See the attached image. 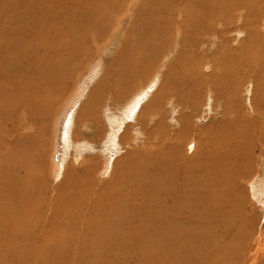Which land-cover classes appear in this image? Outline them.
Instances as JSON below:
<instances>
[{
    "label": "bare ground",
    "instance_id": "bare-ground-1",
    "mask_svg": "<svg viewBox=\"0 0 264 264\" xmlns=\"http://www.w3.org/2000/svg\"><path fill=\"white\" fill-rule=\"evenodd\" d=\"M125 2L0 0V264H264V217L250 209L252 199L248 187L253 181L251 156L257 150L255 146H260V140L264 139L263 133H259L261 129L256 134H239L211 149L207 147L199 162L178 161L173 169L166 166L163 173L151 182L146 179L144 182L135 181L132 173L136 174V171L130 166H126L122 173L119 169L124 162L122 159L119 165L114 163L113 177L103 189L97 191L95 187L99 182L92 176L96 159L81 165L82 156L70 160L80 173L63 169L67 173L65 181L57 188L49 187L45 181L47 153L44 137L48 123L79 70L84 69L92 58L94 60L93 56L97 54H94L95 47L107 41L105 35L111 32L109 25L115 23ZM262 2L141 0L136 13L137 21L141 18L138 14H144V18L142 16L141 22L130 30L124 45L130 49L134 44H143L153 52V40L165 39L173 30L177 34L176 40L181 35L188 37L192 33L196 37H191L197 40L201 33L210 32L217 24L227 23L226 19L236 14L237 18L249 22ZM237 42L233 43L234 47H237ZM122 54L124 56V51ZM217 55L222 57L221 64L224 66L218 78L199 82H204L207 89H213L221 100L233 90L246 87L248 78L244 76L249 73L253 77L252 66L256 59L247 54L238 58L222 52ZM135 56L128 57L115 70V79L118 80L116 87L112 88L116 92L103 79L90 100H87L88 103L81 106L78 120L79 117L97 114L105 87L109 95L116 99H127L134 82L147 74V68L152 65V60L147 59L143 67H139ZM180 60L181 57L179 60L176 57L173 59L169 65L171 71L180 66ZM174 64L175 68H172ZM188 66V62L180 66L181 70L176 76L186 80L177 83L192 80L191 70L186 72ZM242 69H245V73ZM206 70V73L212 71L209 67ZM262 81L255 80L259 89V82ZM250 82L247 84L251 86ZM177 86L170 78L168 84L154 96L150 107L154 104V108L156 104L158 108L154 109L157 116L163 112L169 94L178 90ZM167 101H170L169 97ZM174 105L180 108V104L175 102ZM252 108L264 117V112L259 108ZM19 111L26 115V127L32 128L25 135L6 128ZM133 111L135 107L130 106L127 113L134 114ZM183 115L180 113L176 120L180 128L178 137L192 132L187 117ZM139 127L148 130V127ZM121 131L124 132L115 136L113 141L116 144V140L126 144L127 132L124 129ZM147 136H158L159 140L162 137L161 141H164L169 136L166 124L160 119ZM194 147L192 142L187 145V153L192 152ZM169 157L166 152L156 155L155 167L165 163ZM148 170L141 168V177L146 176ZM124 182L137 191L121 185ZM49 192L53 194L48 198ZM48 205L50 216L46 223V218L42 221L44 217L41 219L40 211Z\"/></svg>",
    "mask_w": 264,
    "mask_h": 264
},
{
    "label": "rangeland",
    "instance_id": "rangeland-1",
    "mask_svg": "<svg viewBox=\"0 0 264 264\" xmlns=\"http://www.w3.org/2000/svg\"><path fill=\"white\" fill-rule=\"evenodd\" d=\"M140 1L141 0H126L125 5L122 7L120 15L115 23L111 22L109 25L111 32L105 35V41H107L103 42V45L95 47L97 49H94V54L96 52L97 54L93 56L95 57L94 60L92 58L84 69L79 70V76H77V74L76 77H74V82L71 84L72 86L70 85L67 88V91L62 96L60 103L55 108L53 119H51V121L48 123L46 133L47 135L44 137L47 153V171L45 173V181L49 184V187L52 186L57 188L59 185H61L65 181L67 174L64 170H67L68 168L70 171L74 170V172L80 173L78 172L77 167L71 165L70 160H72V158L75 156H82L83 160L81 165L85 164V162L88 160L91 161L96 159L95 162L97 163H95V168L98 170L96 171V169H94V172L92 171V176L97 183L99 182L97 184L98 187L97 185L95 187V190L99 191L103 189L105 184L108 183L109 179L113 177L112 175L115 173L116 165L114 163H118L119 165L122 159H124V162L122 165L120 164V167L122 166L123 168H119L122 173H124L126 166H130L134 169V171H136V174L132 173L135 181L144 182L146 179L148 182H151L153 178L163 173L166 166H169L173 169L175 163L178 161L183 162L185 160L190 161V163L199 162V160H202L203 155H205L207 147L211 149L215 145L221 144L232 136L236 137V135L243 133L256 134L259 129H261L259 133H263L264 136V117L261 115L259 116L252 108H259L260 111L264 112V67L262 68V66H264V0L261 7L257 8L255 13L252 14L251 20L249 22H246V20L244 22L241 17L237 18L236 14L235 17L226 19L228 20L227 23H220L223 27L220 26V24H217V26H215L210 32H204V35L201 33L200 36H197V40L194 39L196 36H194L193 33L188 34V37L181 35L180 39L176 40L175 38L177 34L174 32L175 30H173L169 37L167 36L165 39L160 38L159 40H153L152 45L155 43L153 52H151V49L147 45L143 44L142 46L134 44L133 47H130V49L124 45L125 41L128 40V37L130 36V30L135 28V25L139 24L144 18V14H138L141 16V18L140 21H137L136 13ZM192 35L194 38L191 37ZM210 36L212 37L211 40L209 39ZM234 42H237V47L233 46ZM206 44L209 45L206 46ZM123 51L124 56L122 54ZM218 52H222V54H228L230 57L235 56L237 58L239 55L247 54L254 56L256 59V63L254 64L253 62L252 66L253 77H250L249 73L247 76H244L245 78H248L247 82L251 81V86L246 82V87L242 86L239 89H236L235 87L236 90H233L231 94H226L228 97L224 95L223 99L221 100L218 98V96H216L215 92H213V89H207L208 86L205 84L207 86L206 87L203 84L204 82H201L203 84L201 87L199 85L201 84L199 80L208 81L209 79H217L223 70L224 66L221 64V62L223 63L221 60L222 57L217 55ZM134 54L136 55L135 61L137 64H139V67L142 68L143 62L147 59L152 60V65L150 66L151 69L147 68V74L144 76L141 75L139 78H137V81L134 82V85L132 86L133 88L131 87L130 89L132 92L128 93L127 99H116L114 96L109 95V90H107V87H105L100 98V108L98 109L97 114L86 116V118L79 117L80 119L78 120V112L81 109V106L88 103L96 87H98L101 81H108L107 83L112 85L110 88H115L116 81L118 80L117 78V80L115 79V76H117L115 70H118L117 67L122 65L121 62H126L128 57L131 58L134 56ZM121 57H123L122 60ZM175 57L177 60H179L181 57V60L178 63L180 66H185V64L188 62L189 66L187 67L188 69L186 72H190L191 70V81L177 83L181 80H186V78H180L176 76L177 72L181 70L180 66L177 65L175 71L170 70L171 66L169 67V65L173 59H175ZM144 58L146 59L142 60ZM154 58L155 60H153ZM251 59L253 58L251 57ZM261 64L263 65L261 66ZM207 67L212 69L210 73H206L208 72L206 70ZM172 68H175V64ZM244 70L242 69L243 73H245ZM170 78L174 79V82L178 85V90L171 95L169 94L168 97L170 98V101H167V97L163 105V112L161 111V114L157 112L159 115L157 116L155 112V107H157L156 104L154 109L152 107L154 104H152L150 107V103L153 98L157 96L159 89L163 86L165 87L168 84ZM250 78L255 79L250 80ZM260 79H263V83L259 82V89L255 85V80L260 81ZM165 82L167 84H165ZM112 83H114V85ZM114 88L112 89L116 92V89ZM191 89L195 91H192ZM210 90H212V92ZM112 97L115 101H113ZM229 97H231V101L229 100ZM222 100L224 101L222 102ZM175 102L180 104V108L179 106L176 107L174 105ZM210 103L213 104L210 105ZM130 106H134L135 111H133L134 114L129 115L127 111L129 110ZM208 106L210 110L207 108ZM220 111L223 113H220ZM180 113L187 117L192 129V132L189 135H185L183 137H178L180 128H178L179 126H177L178 122L176 120L178 119ZM72 114L75 118L72 116ZM111 114H114L115 116ZM161 116L165 117L161 118ZM24 118H26L25 113L23 111H19L18 114L14 115L12 120L8 123L6 127L7 130L10 132H18L22 135L30 132L32 128L30 129L26 127L27 124ZM83 118L85 120H83ZM131 118H133V121L135 122L131 121ZM150 118L152 122L154 120L155 121L152 123ZM160 119L166 124L169 133V136L165 138L164 141H161L162 137H160L159 140L157 138L158 136H147V134L153 130V126L156 125ZM74 121L76 122L74 123ZM82 121L85 124H82ZM89 121H92V123ZM136 121L139 123H136ZM141 121L145 124L142 125ZM127 122L130 123L128 124ZM23 123L25 127L23 126ZM94 123H96L95 127ZM122 124H126L124 125L126 128ZM87 125L92 130H90ZM139 125L143 126L144 128L148 127V130H141ZM135 127L137 128V131H135ZM218 127H221V129ZM21 129L23 132H20ZM122 129L127 132L126 144H123L118 140H116V144V142L113 141L115 136L121 135L124 132L121 131ZM119 130L120 132L118 133ZM119 137L121 138L122 136ZM72 139H77L80 142L76 140L73 141ZM204 139L206 141H204ZM262 140H260V146H255L257 150L255 153H252L253 158L251 156L252 165L250 164V168L252 171L254 170L253 173L256 174L254 175L251 171V178L253 181L250 182L248 187L250 189L252 199V202L250 203L252 206L250 209L254 210V212L256 211L255 213L259 214V216L264 217V139ZM191 142L195 144V149L188 154L187 145H189ZM77 147L79 150L76 149ZM164 152L168 153L170 157L165 163L155 167L156 155L162 154ZM200 154L201 156H199ZM66 157L67 159H65ZM141 168L149 169L146 176L142 174L143 177H141L139 171ZM256 169L257 171H255ZM150 174H153L154 176ZM119 176L120 173L118 174V178ZM102 180L105 181V183H103ZM121 185H126L133 191H137L135 187H133L131 184H127L126 182L122 183ZM118 187L120 186L118 185ZM51 194L53 193H48V198L52 196ZM48 206H46V208L44 207L42 211H40V217L42 216L41 219L44 217L42 221H44L46 218V223L48 221L47 218L50 216V206L49 208Z\"/></svg>",
    "mask_w": 264,
    "mask_h": 264
}]
</instances>
